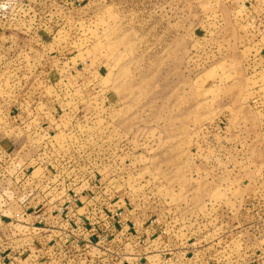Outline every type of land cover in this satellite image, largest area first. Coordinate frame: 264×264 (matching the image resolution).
Returning a JSON list of instances; mask_svg holds the SVG:
<instances>
[{"label": "rangeland", "instance_id": "374dc122", "mask_svg": "<svg viewBox=\"0 0 264 264\" xmlns=\"http://www.w3.org/2000/svg\"><path fill=\"white\" fill-rule=\"evenodd\" d=\"M38 195L87 264H264V0H0V214Z\"/></svg>", "mask_w": 264, "mask_h": 264}, {"label": "crops", "instance_id": "0c3cea01", "mask_svg": "<svg viewBox=\"0 0 264 264\" xmlns=\"http://www.w3.org/2000/svg\"><path fill=\"white\" fill-rule=\"evenodd\" d=\"M16 203L1 209L0 264H87L83 237L53 217L52 202L38 195L27 207H15Z\"/></svg>", "mask_w": 264, "mask_h": 264}]
</instances>
